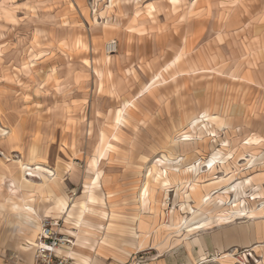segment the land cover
<instances>
[{"label":"rangeland","instance_id":"1","mask_svg":"<svg viewBox=\"0 0 264 264\" xmlns=\"http://www.w3.org/2000/svg\"><path fill=\"white\" fill-rule=\"evenodd\" d=\"M195 1L0 0V264H30L44 221L73 260L100 242L114 264H264V124L227 115L241 93L213 24L204 61L162 43L186 41ZM210 1L264 24V0Z\"/></svg>","mask_w":264,"mask_h":264},{"label":"crops","instance_id":"2","mask_svg":"<svg viewBox=\"0 0 264 264\" xmlns=\"http://www.w3.org/2000/svg\"><path fill=\"white\" fill-rule=\"evenodd\" d=\"M197 2L198 0L195 1L192 4V6L188 7V11L191 8L193 10L197 6L198 10H200L199 16H193V18L188 19L186 22H180L183 25L186 24V26L189 28L186 41L184 42L182 38L176 37L175 41L170 43L169 35L163 34L161 36L162 43L166 46L168 51H170L169 50L170 47H172L173 51H176L175 54L177 60L176 63H178L179 59L185 54H192L193 59H197V61H202V60L204 61V59L201 58V55H199V53L195 51L196 49L195 44L199 43V40L202 35L201 30L203 29L198 25L206 24V23L213 24L214 34L212 35V41L214 44H216V46L220 50H222V52H219L216 58L224 62L227 61L231 62L230 64L225 63V65H229L230 68L229 70L226 69L225 74L226 77L228 78L231 77L232 81L235 80V82H239L237 87H238V92L241 93L239 99L240 106L231 105L230 107L231 111H227V115L241 116L244 118L249 117L250 119L252 117L254 118L257 125L264 124V114H263L264 112V24H260L259 20H257L255 24H248L247 21L246 22L243 21V11L241 13L238 12L236 14L235 20H228L227 15L225 13L222 14L221 12H218V14H216V11H213L214 4L210 0H201L200 4L196 5ZM209 10L212 13H214V15H212L213 20L212 21L209 20V22L206 20L201 21V17L210 18V16L208 15L206 16V14H208L206 11ZM180 23L178 25H181ZM176 28L178 29L179 26H177ZM161 56L164 57V53H162ZM204 68L205 70L207 69L209 70V67H207L206 65H204ZM162 69H163L162 73H160L159 75L156 74L153 81L148 82L144 86L143 91H141V93L135 97L134 99L135 101L141 99L143 96L153 91L154 84L156 81L155 79L163 78V75L165 73L164 72L165 68L162 67ZM133 103L134 101L130 103L127 102L124 105V109L122 111L126 112L128 107L132 106ZM213 107L214 104L213 106H210V108ZM233 108L236 109L234 113L232 112ZM208 117L212 119L217 118L208 115L207 113H203V114H199V116L196 119L209 120ZM196 119H193L192 121ZM120 120L121 119L119 117V121ZM249 142L250 140L246 142L247 147L251 145ZM258 145L260 146V148L264 149V137H262L261 140H259ZM250 156L251 158L255 157L253 154H251ZM96 168H98V170H96V172L98 173L97 176L98 175L100 176L99 164L96 166ZM95 179H92L94 181H91L90 183H93V185L97 184L100 187V179L97 183L95 182ZM90 183H88V185L92 187V184ZM22 215H24L29 222L31 221V218L29 216L30 214L25 212L22 213ZM34 215H37V212ZM83 220L85 221V215L82 218V222ZM29 222L28 225H26V229L30 231L29 233L31 235L28 236L27 234H25L24 233L25 230H24L22 232L23 234L21 233V236L22 235L28 236V239L33 238L35 240L36 237L34 234L36 233V229H38L39 227L35 226V224L32 225V223ZM99 222L100 219L97 221V226H99L100 228ZM255 236L257 239L264 240V225L261 227H257V229H255ZM35 245L36 243H34L32 247L31 261L33 259ZM101 245H102L101 250H100V242H98L94 246V250L93 248L76 249L77 252L81 255V257L79 258L76 257L75 260L71 259L72 262L74 264H114L110 262V260L112 259L110 255L111 250H109V248L108 249L104 248L105 246L103 244ZM68 253L69 252L66 251L65 255L70 258L69 256L70 253L69 254ZM108 257H109V261H107Z\"/></svg>","mask_w":264,"mask_h":264},{"label":"built area","instance_id":"3","mask_svg":"<svg viewBox=\"0 0 264 264\" xmlns=\"http://www.w3.org/2000/svg\"><path fill=\"white\" fill-rule=\"evenodd\" d=\"M117 50L115 41L108 44V51L113 53ZM58 223L44 221L41 232L34 247L31 264H74L65 252L70 248L71 240L58 232Z\"/></svg>","mask_w":264,"mask_h":264},{"label":"bare ground","instance_id":"4","mask_svg":"<svg viewBox=\"0 0 264 264\" xmlns=\"http://www.w3.org/2000/svg\"><path fill=\"white\" fill-rule=\"evenodd\" d=\"M194 168V167H193ZM189 170H192V169H189ZM235 215H237V217H239V218H242V217H244L245 215L244 214H241V213H235ZM41 232V231H40ZM40 234V233H39ZM39 234H38V236H39ZM38 236H37V238H36V241H35V243L37 244V239H38ZM71 248V247H70ZM70 248H68V252L70 251ZM70 256V255H69ZM70 258H71V256H70Z\"/></svg>","mask_w":264,"mask_h":264}]
</instances>
